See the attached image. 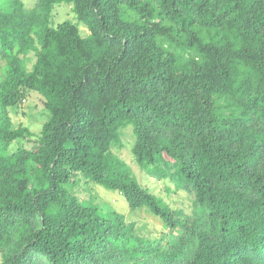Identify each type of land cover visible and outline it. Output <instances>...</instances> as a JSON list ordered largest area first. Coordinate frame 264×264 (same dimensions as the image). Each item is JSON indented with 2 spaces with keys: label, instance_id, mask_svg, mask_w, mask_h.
<instances>
[{
  "label": "trees",
  "instance_id": "trees-1",
  "mask_svg": "<svg viewBox=\"0 0 264 264\" xmlns=\"http://www.w3.org/2000/svg\"><path fill=\"white\" fill-rule=\"evenodd\" d=\"M29 1L0 0V264H264V0Z\"/></svg>",
  "mask_w": 264,
  "mask_h": 264
},
{
  "label": "rangeland",
  "instance_id": "rangeland-1",
  "mask_svg": "<svg viewBox=\"0 0 264 264\" xmlns=\"http://www.w3.org/2000/svg\"><path fill=\"white\" fill-rule=\"evenodd\" d=\"M30 2L29 0H26ZM74 12L71 5H65L62 7V14L58 20L62 21L65 18H74ZM83 29V27H82ZM14 121V126L26 125L30 127L34 132H39L42 128L44 121L46 120V110L43 102L39 101V95H34L31 100H26L22 104L19 111L12 110L8 114ZM129 138V135L125 136ZM131 146L126 145L123 148L114 147V153L123 158L125 161L133 166L135 174L138 176L141 182L149 185L159 195L164 197L168 204L173 208L184 210L186 213L193 212V202L189 195L183 190L179 191L173 187L172 192H169L162 181L149 177L145 170L141 169L136 163L133 154L131 153ZM105 189V188H103ZM106 195L102 190H94V194L97 196V202H112L122 212L126 213L128 219L135 218L138 223L137 226L141 230V234L145 236H157L163 231V224L161 220L151 214L144 211L139 212L138 216L134 211L130 210L126 200L118 192L112 190H106ZM81 196H87L85 192H81Z\"/></svg>",
  "mask_w": 264,
  "mask_h": 264
},
{
  "label": "clouds",
  "instance_id": "clouds-1",
  "mask_svg": "<svg viewBox=\"0 0 264 264\" xmlns=\"http://www.w3.org/2000/svg\"><path fill=\"white\" fill-rule=\"evenodd\" d=\"M26 100H29L28 98H26V99H24V103L26 102ZM31 100V99H30ZM40 101V100H39ZM44 104V103H43ZM129 207V206H128ZM172 207V206H171ZM173 208V207H172ZM130 210H131V208H130ZM133 211V210H132ZM163 224V223H162Z\"/></svg>",
  "mask_w": 264,
  "mask_h": 264
}]
</instances>
